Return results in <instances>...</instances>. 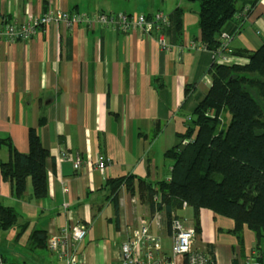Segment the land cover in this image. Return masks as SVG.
<instances>
[{
  "label": "crops",
  "instance_id": "1",
  "mask_svg": "<svg viewBox=\"0 0 264 264\" xmlns=\"http://www.w3.org/2000/svg\"><path fill=\"white\" fill-rule=\"evenodd\" d=\"M248 4L253 7L240 25L225 26L234 31L235 50L255 51L264 40V0H237L238 7ZM197 6L187 0H0V24L40 16L49 7L151 19L160 12L169 19L176 8L184 9L178 33L163 30L168 50L159 46L155 30L122 33L82 23H51L28 40L0 41V161L6 163L12 150L29 152L30 129L48 151L44 197H34L30 179L23 197H15L0 169V204L18 214V225L0 232L11 245L6 256L0 253L6 264H63L46 241L74 224L87 229L81 264L117 261L127 228L144 220L158 217L162 236L170 235L165 215H152L136 188L131 194L122 186L111 195L105 183L130 175L170 180L164 154L178 144L186 119L211 85L212 56L200 42ZM98 156L109 160L103 173L95 169ZM176 215L194 231L191 251L210 259L212 254L213 264H258L256 237L246 227L239 241L234 221L209 209L198 212V233L190 207ZM36 231L45 242L33 236ZM258 246L263 250L264 240Z\"/></svg>",
  "mask_w": 264,
  "mask_h": 264
},
{
  "label": "trees",
  "instance_id": "2",
  "mask_svg": "<svg viewBox=\"0 0 264 264\" xmlns=\"http://www.w3.org/2000/svg\"><path fill=\"white\" fill-rule=\"evenodd\" d=\"M187 1L198 5L200 42L211 53L220 46L221 30L231 22L240 25L253 7L248 4L243 14L244 7H238L237 0ZM183 13L180 7L172 12L167 32L178 33ZM229 51L233 64H212L207 94L186 119L178 144L164 154L171 162L170 180L153 183L130 175L107 180L105 186L111 195L122 186L131 194L136 188L140 202L152 215L163 213L169 226L186 204L193 210L195 233L199 232L200 209L230 218L234 221L232 233L239 241L244 227L254 233L255 251L260 254L257 261L264 264V249L258 246L264 240V40L255 51L231 46ZM239 57L246 63L237 62ZM47 156L35 129H30L29 152L12 150L6 163L0 161L2 176L11 182L15 197H23L27 179L34 197L45 196ZM16 225V211L0 204V230ZM42 233L36 231L33 236L45 242Z\"/></svg>",
  "mask_w": 264,
  "mask_h": 264
},
{
  "label": "built area",
  "instance_id": "3",
  "mask_svg": "<svg viewBox=\"0 0 264 264\" xmlns=\"http://www.w3.org/2000/svg\"><path fill=\"white\" fill-rule=\"evenodd\" d=\"M63 23L67 27L84 24L89 28L97 25L110 31L130 33L142 31L149 35L155 30L158 33V44L163 50L169 45L164 39L163 30L169 26L168 18L162 13L148 20L141 14H106L97 13H68L59 8L49 7L42 15L28 17L21 22L8 21L0 24V41H25L35 36L38 31L45 30L51 23ZM231 36L227 28L220 32V46L211 53L212 63L231 65L234 57L229 51ZM185 141L181 142L184 146ZM67 155L62 153L60 159L66 160ZM95 169L103 173L109 165V160L98 156L95 160ZM74 166L81 167V161L76 159ZM186 204H183L185 207ZM163 225L158 217L144 220L138 225L127 228V237L120 247L119 259L115 262L96 264H176V259L183 258V264H213L204 253L191 251L194 240V231L185 228L179 218H174L170 224V235L162 236ZM87 236V229L79 224L61 228L51 234L46 241L49 252L56 254L63 264H81L80 247ZM0 264H6L0 257Z\"/></svg>",
  "mask_w": 264,
  "mask_h": 264
},
{
  "label": "rangeland",
  "instance_id": "4",
  "mask_svg": "<svg viewBox=\"0 0 264 264\" xmlns=\"http://www.w3.org/2000/svg\"><path fill=\"white\" fill-rule=\"evenodd\" d=\"M248 7H245L243 8V14L245 11H247ZM116 14H119V13H116ZM225 28V27H224ZM149 35H151V33L149 32ZM232 37V36H231ZM165 39V37H164ZM202 48L203 49H206L203 45H202ZM207 50V49H206ZM210 52V51H209ZM211 53V52H210ZM212 56V55H211ZM226 121L224 120V123ZM0 232H3V231H0ZM10 248H11V245L3 238L0 236V253H2L4 256L7 255V253H9L10 251ZM56 255V254H55Z\"/></svg>",
  "mask_w": 264,
  "mask_h": 264
}]
</instances>
